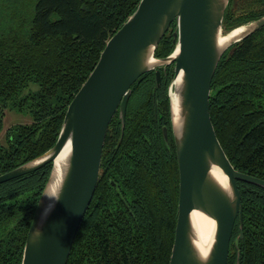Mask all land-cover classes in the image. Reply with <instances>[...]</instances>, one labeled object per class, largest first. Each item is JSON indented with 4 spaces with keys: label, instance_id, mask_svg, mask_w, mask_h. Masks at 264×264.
<instances>
[{
    "label": "trees",
    "instance_id": "obj_1",
    "mask_svg": "<svg viewBox=\"0 0 264 264\" xmlns=\"http://www.w3.org/2000/svg\"><path fill=\"white\" fill-rule=\"evenodd\" d=\"M141 0H0V133L7 108L31 114L0 143V175L51 149L69 104L108 40ZM264 15V0H230L228 32ZM173 23L156 50L176 48ZM133 86L125 128L117 112L100 177L67 264H169L179 201V168L168 90L174 65ZM33 85L37 87L34 88ZM210 114L233 167L264 179V28L234 44L212 81ZM167 128L168 139L163 129ZM51 164L0 184V264H22L24 247ZM243 238L236 221L227 264H264V189L238 182Z\"/></svg>",
    "mask_w": 264,
    "mask_h": 264
},
{
    "label": "water",
    "instance_id": "obj_2",
    "mask_svg": "<svg viewBox=\"0 0 264 264\" xmlns=\"http://www.w3.org/2000/svg\"><path fill=\"white\" fill-rule=\"evenodd\" d=\"M229 2L141 0L108 40L96 67L69 104L55 145L0 175L2 184L48 164L52 166L28 231L22 264L68 263L98 185L113 118L118 112L123 130L132 86L153 70L160 85L159 68L165 71L171 65L174 75L169 87L170 119L179 168V201L169 264L228 263L238 219L241 233L234 241L236 247L243 238V203L238 182L264 189V179L233 167L210 114L212 81L223 55L234 44L264 28L263 15L225 32L223 20ZM173 23L176 48L167 57H156L157 47ZM240 28L243 31L233 35ZM163 133L167 142L166 127ZM194 211L214 222V234L206 251L197 243Z\"/></svg>",
    "mask_w": 264,
    "mask_h": 264
},
{
    "label": "bare ground",
    "instance_id": "obj_3",
    "mask_svg": "<svg viewBox=\"0 0 264 264\" xmlns=\"http://www.w3.org/2000/svg\"><path fill=\"white\" fill-rule=\"evenodd\" d=\"M242 31L243 28H240L236 30L233 35H237ZM224 39L225 38L223 37L221 40L223 41ZM64 154L65 152L59 157V159H62L64 157ZM192 218L197 232V243L202 251H206L211 244L214 234V222L211 218L199 211H194L192 214Z\"/></svg>",
    "mask_w": 264,
    "mask_h": 264
},
{
    "label": "rangeland",
    "instance_id": "obj_4",
    "mask_svg": "<svg viewBox=\"0 0 264 264\" xmlns=\"http://www.w3.org/2000/svg\"><path fill=\"white\" fill-rule=\"evenodd\" d=\"M33 87L36 88L37 86L33 85ZM168 95H169V90H168ZM5 113L6 114L3 122V127L0 133V143L2 144H4L6 141V132L9 128L17 124H29L32 122V116L28 112L25 111L21 112L14 108H7Z\"/></svg>",
    "mask_w": 264,
    "mask_h": 264
},
{
    "label": "clouds",
    "instance_id": "obj_5",
    "mask_svg": "<svg viewBox=\"0 0 264 264\" xmlns=\"http://www.w3.org/2000/svg\"><path fill=\"white\" fill-rule=\"evenodd\" d=\"M52 195H55V194L53 193ZM47 212H48V208H47V209H45V212H44V214H47ZM36 235H37V236H39V235H40V233H39V231H38V230H37V233H36Z\"/></svg>",
    "mask_w": 264,
    "mask_h": 264
},
{
    "label": "flooded vegetation",
    "instance_id": "obj_6",
    "mask_svg": "<svg viewBox=\"0 0 264 264\" xmlns=\"http://www.w3.org/2000/svg\"><path fill=\"white\" fill-rule=\"evenodd\" d=\"M160 69V68H159Z\"/></svg>",
    "mask_w": 264,
    "mask_h": 264
}]
</instances>
